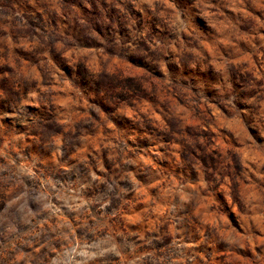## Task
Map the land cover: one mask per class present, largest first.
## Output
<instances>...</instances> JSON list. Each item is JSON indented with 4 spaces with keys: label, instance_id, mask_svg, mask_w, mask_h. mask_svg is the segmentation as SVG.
<instances>
[{
    "label": "rangeland",
    "instance_id": "obj_1",
    "mask_svg": "<svg viewBox=\"0 0 264 264\" xmlns=\"http://www.w3.org/2000/svg\"><path fill=\"white\" fill-rule=\"evenodd\" d=\"M0 264H264V0H0Z\"/></svg>",
    "mask_w": 264,
    "mask_h": 264
}]
</instances>
